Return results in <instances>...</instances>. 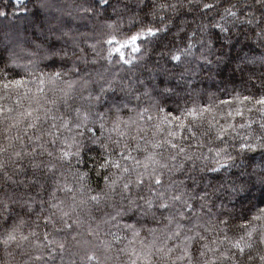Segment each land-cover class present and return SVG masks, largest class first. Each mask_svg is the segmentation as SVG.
Here are the masks:
<instances>
[{
	"label": "clouds",
	"instance_id": "clouds-1",
	"mask_svg": "<svg viewBox=\"0 0 264 264\" xmlns=\"http://www.w3.org/2000/svg\"><path fill=\"white\" fill-rule=\"evenodd\" d=\"M0 264H264V0H0Z\"/></svg>",
	"mask_w": 264,
	"mask_h": 264
}]
</instances>
